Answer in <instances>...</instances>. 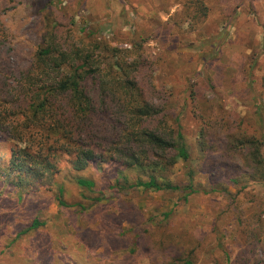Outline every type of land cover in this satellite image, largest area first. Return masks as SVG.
I'll use <instances>...</instances> for the list:
<instances>
[{
    "label": "rangeland",
    "instance_id": "374dc122",
    "mask_svg": "<svg viewBox=\"0 0 264 264\" xmlns=\"http://www.w3.org/2000/svg\"><path fill=\"white\" fill-rule=\"evenodd\" d=\"M205 5L196 13L189 0H0V109L1 80L16 85L58 19L69 41L138 50L188 152L154 172L174 190L137 185L150 171L111 158L77 170L64 154L55 172L17 188L6 165L18 142L0 130V264H264V184L218 162L190 98L197 82L207 113L220 109L264 139V108L255 112L264 107V0Z\"/></svg>",
    "mask_w": 264,
    "mask_h": 264
},
{
    "label": "trees",
    "instance_id": "16d2710c",
    "mask_svg": "<svg viewBox=\"0 0 264 264\" xmlns=\"http://www.w3.org/2000/svg\"><path fill=\"white\" fill-rule=\"evenodd\" d=\"M206 1L189 0L196 4V13H205ZM4 42L0 21V49ZM151 79L137 49L126 53L97 38L69 41L61 22L54 20L32 65L16 85L1 80L5 101L0 109V130L8 131L18 142L11 148L6 165V175L15 176L10 184L28 187L30 178L37 182L55 172L56 157L64 154L72 157L70 163L77 170L111 158L127 168L150 171L147 181L137 182L139 186L177 189L154 176L156 170L171 167L177 159L186 161L188 152L178 118L166 112L164 98ZM190 98L201 136L214 148L218 162L264 184L262 136L250 132L243 120L223 117L220 109L207 113L197 82L190 84ZM263 108L258 101V118ZM77 182L92 185L91 181ZM184 189L188 190L185 199L193 189L191 184ZM57 201L66 206L60 192ZM38 225L35 220L28 228Z\"/></svg>",
    "mask_w": 264,
    "mask_h": 264
}]
</instances>
